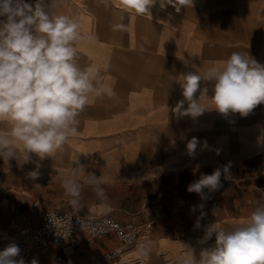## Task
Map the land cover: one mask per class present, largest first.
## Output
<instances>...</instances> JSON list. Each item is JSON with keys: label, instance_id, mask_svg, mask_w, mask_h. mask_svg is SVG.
<instances>
[{"label": "crops", "instance_id": "0c3cea01", "mask_svg": "<svg viewBox=\"0 0 264 264\" xmlns=\"http://www.w3.org/2000/svg\"><path fill=\"white\" fill-rule=\"evenodd\" d=\"M164 2L156 0L151 15L143 16L115 4L106 8L100 0H57L50 9L78 19L85 35L95 34L94 44L77 45L78 64H107L102 75L118 96L90 97L78 136L53 157L31 154L25 162L18 145L17 159L0 158V233L14 237L37 229L50 209L109 213L123 227L150 229L131 245L115 233L98 238L77 233L61 247L32 249L25 264L34 258L38 264H179L190 250L199 259L202 249L215 244V236L203 240L208 225L231 230L264 202V104L246 117L222 115L212 109L211 85L202 82L209 88L202 100L209 110L195 119L172 112L183 99L178 82L184 73L203 76L233 52L264 64V0H193L179 12ZM117 23L129 30L114 31ZM0 132L7 133V125L0 124ZM193 137L199 141L194 158L186 148ZM37 162L41 174L33 180L28 174ZM229 162L232 178L222 175L219 190L205 189L204 199L187 191L201 175ZM92 174L106 201L93 191ZM67 176L81 184L79 211L62 187ZM141 244L150 247L147 257L139 254Z\"/></svg>", "mask_w": 264, "mask_h": 264}, {"label": "clouds", "instance_id": "9594fccd", "mask_svg": "<svg viewBox=\"0 0 264 264\" xmlns=\"http://www.w3.org/2000/svg\"><path fill=\"white\" fill-rule=\"evenodd\" d=\"M106 8L115 6L136 15H151L156 0H100ZM177 12L192 7L193 0H165ZM57 0H0V124L7 125L8 132H0V158L17 159L18 145L23 150L25 162L35 154L43 160L62 151L70 139L79 134L80 116L91 98H117L114 88L105 82L102 72L107 64H90L81 68L78 64L77 45L94 44L95 34H84L78 19L68 15H54L50 9ZM114 31L129 30L123 23L113 26ZM211 85L212 109L222 115L238 113L246 117L258 105L264 104V64L248 54L233 52L222 64H213L202 75L189 71L178 82L183 99L177 101L172 112L177 117L201 116L208 106L202 103ZM199 95L197 96V93ZM185 104L187 107H185ZM199 141L193 137L186 145L187 154L195 157ZM204 147L208 145L205 142ZM219 154V150H217ZM42 165L37 162L28 176L35 180ZM231 162L217 167L211 174H203L187 186L190 193L204 190L216 191L222 187L221 177L231 180ZM82 168V167H81ZM92 188L101 200L107 193L92 174ZM65 195L70 197L73 210L81 207L82 187L74 176L62 181ZM199 207H203L200 205ZM203 215V213H202ZM196 227H200L199 223ZM215 236L211 248L202 249L199 259L190 250L179 264H264V202L231 230H224L217 223L207 226L204 241ZM139 254L149 255L147 244L139 245ZM20 248L11 243L0 251V264H25L23 258L15 259ZM30 264H38L32 259Z\"/></svg>", "mask_w": 264, "mask_h": 264}, {"label": "built area", "instance_id": "2783aa9c", "mask_svg": "<svg viewBox=\"0 0 264 264\" xmlns=\"http://www.w3.org/2000/svg\"><path fill=\"white\" fill-rule=\"evenodd\" d=\"M148 229H150L149 225L123 227L116 223L109 213L80 216L77 213L63 214L57 209H50L44 214L41 226L37 229L26 228L14 237L0 233V251L9 244L15 243L20 248V254L15 259L23 258L25 261L32 249L47 251L50 245L61 247L68 244L77 233H86L91 238L115 233L124 245H131L137 240L140 233H148ZM136 261L139 259H130L129 263Z\"/></svg>", "mask_w": 264, "mask_h": 264}]
</instances>
